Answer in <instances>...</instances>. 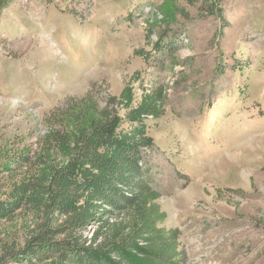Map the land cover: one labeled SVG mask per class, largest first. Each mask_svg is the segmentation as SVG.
<instances>
[{"label":"rangeland","instance_id":"rangeland-1","mask_svg":"<svg viewBox=\"0 0 264 264\" xmlns=\"http://www.w3.org/2000/svg\"><path fill=\"white\" fill-rule=\"evenodd\" d=\"M156 89L157 229L179 230L186 264H264V0H0V149L36 150L70 99L127 90L135 108Z\"/></svg>","mask_w":264,"mask_h":264},{"label":"trees","instance_id":"trees-1","mask_svg":"<svg viewBox=\"0 0 264 264\" xmlns=\"http://www.w3.org/2000/svg\"><path fill=\"white\" fill-rule=\"evenodd\" d=\"M132 102L127 90L103 107L91 93L70 99L36 150L0 149V224L30 219L21 240L0 238V264H186L179 230L157 229L150 206L161 194L147 178L145 121L162 116L164 91Z\"/></svg>","mask_w":264,"mask_h":264}]
</instances>
